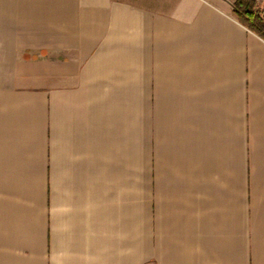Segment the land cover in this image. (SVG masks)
I'll list each match as a JSON object with an SVG mask.
<instances>
[{"label": "crops", "instance_id": "1", "mask_svg": "<svg viewBox=\"0 0 264 264\" xmlns=\"http://www.w3.org/2000/svg\"><path fill=\"white\" fill-rule=\"evenodd\" d=\"M234 1L0 0V264H264Z\"/></svg>", "mask_w": 264, "mask_h": 264}, {"label": "trees", "instance_id": "2", "mask_svg": "<svg viewBox=\"0 0 264 264\" xmlns=\"http://www.w3.org/2000/svg\"><path fill=\"white\" fill-rule=\"evenodd\" d=\"M233 11L238 21L264 39V16L254 0H235Z\"/></svg>", "mask_w": 264, "mask_h": 264}]
</instances>
